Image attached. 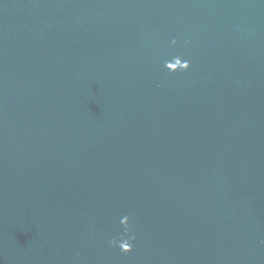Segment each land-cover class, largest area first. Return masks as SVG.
<instances>
[{"label": "water", "instance_id": "95a60500", "mask_svg": "<svg viewBox=\"0 0 264 264\" xmlns=\"http://www.w3.org/2000/svg\"><path fill=\"white\" fill-rule=\"evenodd\" d=\"M0 264H264V0H0Z\"/></svg>", "mask_w": 264, "mask_h": 264}, {"label": "clouds", "instance_id": "9594fccd", "mask_svg": "<svg viewBox=\"0 0 264 264\" xmlns=\"http://www.w3.org/2000/svg\"><path fill=\"white\" fill-rule=\"evenodd\" d=\"M134 240H135V236H132L131 238H129L127 240H123L120 243H116L114 241H110V243L113 247L118 248L122 254H128L133 250V241Z\"/></svg>", "mask_w": 264, "mask_h": 264}]
</instances>
